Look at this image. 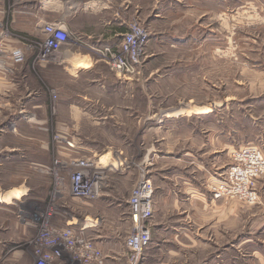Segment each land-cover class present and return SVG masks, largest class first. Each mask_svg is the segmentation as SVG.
Segmentation results:
<instances>
[{"label": "rangeland", "instance_id": "374dc122", "mask_svg": "<svg viewBox=\"0 0 264 264\" xmlns=\"http://www.w3.org/2000/svg\"><path fill=\"white\" fill-rule=\"evenodd\" d=\"M194 2L197 1L183 0L174 10L178 14L168 12L161 22L149 29L143 24L142 17L139 18L137 10L134 17L127 15L126 32H129V27L136 26L148 34L149 43L144 47L141 65L130 81L139 72L141 79L132 85H125L112 72L117 85L107 84L100 94L92 88H88L90 93H86L84 85L79 84L78 92L82 96L87 94L88 98L69 101L63 96L67 94V89L60 88L62 83L58 80L62 78L48 76L46 89H40V73L49 63L58 61L59 53H56V57L51 54L42 59L40 52L39 68L34 56L32 58L37 51L27 48L28 45L40 44L41 51L45 37L39 36L37 25L43 20L40 16L51 14V4L43 10L40 0H0L1 5L6 7L2 31L8 34L3 44L21 49L24 57V62L16 67L13 76H3L17 82L22 79V75L18 76L19 69L28 64V78H25L28 92L41 91L42 94L45 91L47 95L44 99L40 98V104L46 106L41 109L43 112L31 111L35 119L40 120V131L24 126L23 133L28 141H20L28 145L26 149L33 157L29 159L30 164L3 162L0 166V189L3 192L10 191L11 185L25 184L27 197L20 201L19 214L21 219L27 217L32 224L28 236L5 245L0 264H76L65 243L55 242V230H63L69 225L75 229L86 227L85 237L106 236L103 239L104 251L99 246L97 248L102 254L113 249L126 254L124 240L133 230L126 201L141 177L149 179L154 190L155 186H161L159 174L163 171L159 167L164 164V160L158 161L156 168L149 167L151 150L158 156L172 152L174 159L168 163V175L189 177L193 176L189 155L199 156V162L212 168V157L201 155L211 148L212 141H215V146L219 143L222 149L232 141L239 143L240 148H245L251 145L245 146L241 142L254 140L260 135L261 129L264 130L260 119L257 127L250 122V119L256 121L262 110V106L256 100L252 101L251 97L264 93V0H236L235 10L232 1L229 6V0H222L220 15L216 9L214 12L206 9V5H195ZM123 10L127 12L129 9ZM201 12L205 15L200 18ZM22 28L25 29L22 31ZM165 34H180L184 38L174 40ZM111 76L109 74L108 79ZM59 92L65 94L60 95ZM72 102L79 111L88 112L84 118L86 122L83 121L77 131L83 140L84 150L76 155L68 152V146L59 145L60 140L57 138L61 131L59 128L69 132L68 128L74 126V121L70 122L67 116L69 103ZM101 118L106 120L101 121ZM2 119L0 117V122ZM138 122L140 137L137 133ZM55 124L58 125L56 129ZM229 135H233V139ZM11 142L12 137L6 134L1 144ZM107 153V159L120 157L126 162L122 168L123 176L118 171L109 181L111 195L106 196L107 188H103V196L91 204L71 196L70 178L79 170L71 167L69 162L75 157H94L100 159L104 169L106 160L101 157L105 155L106 158ZM183 153L191 154L183 156ZM37 163L46 169L37 167ZM217 165L220 166L215 176L218 182L224 179L227 169L232 165V153L229 156L222 150L215 157V168ZM39 169L44 174L40 175ZM55 172L64 179L62 185L55 184ZM18 173H25L26 181L23 178L16 179ZM196 176L200 179V175ZM216 181L208 184L210 191ZM193 182L199 184L200 180ZM19 195H24V192ZM16 196L15 193L0 195V204H9L10 199ZM261 201L259 195L255 204L236 199L220 200V225L208 221L210 229L214 231L213 236L217 238V246L223 247L234 238L237 243L247 237L254 239L252 241L255 244L264 240V213L259 206ZM165 202H158V209L164 205L172 209V201ZM171 211L167 219L176 215V210ZM43 247L52 252L48 254L51 258L45 259L41 255ZM214 247H208L203 252L206 263L215 252ZM250 248V244L241 250L239 247L236 261L231 260V264H258L257 260L251 258ZM57 250L61 252V257L54 254ZM15 251L24 253L18 261L11 257ZM144 254H148V250ZM195 262L196 259L192 260V263ZM183 263L181 256L174 262ZM228 263L225 259L219 264ZM125 264H129L127 257Z\"/></svg>", "mask_w": 264, "mask_h": 264}, {"label": "crops", "instance_id": "0c3cea01", "mask_svg": "<svg viewBox=\"0 0 264 264\" xmlns=\"http://www.w3.org/2000/svg\"><path fill=\"white\" fill-rule=\"evenodd\" d=\"M196 1L194 2L195 5H206V9H212L214 12L216 9V12L220 15L222 0ZM231 1L235 10L236 0H229V6H231ZM182 2L183 0H40L43 10L51 4V14L40 16V18L51 20L52 22H43V20L39 22L37 25L39 26V36H44L43 26L45 24L59 23L64 26L66 33L71 37V40L61 47L59 52L60 57L58 55L59 60L49 63L47 67L43 66L46 69L40 73V89H46L50 76L62 78V80H58L62 83L60 88H65L68 91L63 96L72 101L77 99L86 100L88 98L87 94L82 96L78 92L77 85L79 84L84 85L85 88L83 89H85L86 93H90L87 90L88 88H92L100 94L103 93L107 84L113 83L117 85L118 82L116 83L112 71L105 62L97 57L98 55L94 52V49H100L104 46L116 48L119 45L123 34L126 32L127 15L134 17L135 15L133 14H136L138 11L139 18L142 17L143 24L149 29L161 22L168 12L171 14L176 12L174 11L175 8L179 7ZM5 8L0 3V32L3 30V25L5 24ZM124 8H128L129 10L125 12ZM204 15L201 12L200 18ZM24 29L22 28V31ZM26 29L29 30L28 27ZM165 35L166 37L171 36L174 40L184 38V35L180 34ZM174 36H177V38L175 39ZM33 56L35 61V53H33L32 58ZM65 63L66 66H64ZM43 64H46V62ZM37 66L40 68V63ZM23 67L18 72V76L22 75V79H19V81L16 79L17 82L9 80L7 77L5 78L0 73V117H3L0 122V166L3 162L22 165L30 164L29 159L33 157L29 155V151L26 149L28 145L20 143L22 140L28 141L23 133V129L25 126L40 131V120L37 121L35 119L33 112L46 108L44 103L40 104V98L44 99L43 97L47 96L44 94L45 91H42V94L41 91L35 93L28 92L25 78L26 80L28 78L27 69L29 66L26 64L25 68ZM108 73L112 75L113 79L111 77L108 79ZM140 77L141 72L138 73L133 81L129 80L123 84L132 85L134 82H138L141 79ZM59 94L65 93L59 92ZM251 100H256L262 106L261 113L256 121L250 119L251 125H256L255 127H257L260 119V123L264 126V93L257 97H251ZM74 104V102L72 104L69 103V115H67L70 122L74 121V126L70 127L71 129L68 128L69 132L63 128H59L62 135H58L61 138L59 145L66 147L68 144L74 145L75 149H71L68 146V152L76 155L84 150L83 140L79 138L77 131L78 126L83 124V121L86 122L84 118H86L88 112L79 111ZM31 111L33 112L31 113ZM40 112L43 111L41 110ZM100 120L104 121L106 118H101ZM57 127L58 125L55 124L54 129ZM137 133L140 137L139 122L137 123ZM6 134L12 137L11 144H1ZM233 137V135H229L230 139H233ZM18 141L19 143H17ZM212 142L211 148L201 154L202 156L208 155L212 157V168H209L203 162H199V156H197V159L196 155L183 153V156L189 155L190 157L189 167L193 171V176L189 177L168 175V171L170 170L168 163L174 159V156L171 154L172 152H166L164 155L158 156L153 150L150 151L149 167L156 168L157 162H161L162 160H164V164L162 163L159 167V170L163 171L159 174L161 186H155L152 198L148 254L143 255L140 264H174L179 256L183 258V264H219L221 260L225 259L228 260V264H231V260L236 261L237 249L240 247L241 250V248L249 244L251 245V258L257 260L258 264H264V240L260 241V245L255 244V241H252L254 239L249 237L241 243H237V239L234 238L223 247L217 246V238L213 236L214 231L210 229L208 221L212 224L220 225L221 202L220 200L212 199L208 184H213L216 181L215 176L220 171L219 165L216 168L214 166L215 157L219 156L222 150L226 151L230 156L231 153L233 154L240 147L238 146L239 143L235 144V141H232L226 143L222 149L219 143L215 146V141ZM240 144L255 146L264 151V130L261 129L260 135L256 136L254 140L249 139ZM139 145L141 146V143ZM108 156L109 153L106 154V158L105 155L101 157V159L106 160L105 170L107 178L106 187L104 188H107L106 196H110L112 193L111 190H108L111 185L109 183L110 179L114 178L113 176L118 171L120 172L119 175L123 176L124 169L122 168L124 163H126L120 157L107 159ZM37 167L46 169V167L40 166L38 163ZM23 174L25 173H18L15 176L16 179L23 178L26 181L27 177ZM41 174L44 173L40 171ZM196 175H200V179ZM151 180L152 182L154 181V179ZM193 180H200V182L199 184H195ZM10 187L12 188L7 192H3L0 189V195L17 194L16 197L10 199L9 204H0V255H2L5 245L13 244L15 240L18 241L28 236L27 232L32 228V224L29 223L28 218L21 219L19 214L21 210L20 201L27 197L25 184L23 183L18 186L11 185ZM21 192H24V195H19ZM104 192L105 190L101 196H103ZM256 192L262 200L259 206L264 213V177L257 181ZM97 199L82 201L86 204H91ZM166 200L172 201V209L176 210V215H172L171 219H167V217H170L169 213L172 212V209L168 205L160 206L159 209L157 206L158 202L162 201L166 203ZM158 213H163V215H159ZM234 214H236L235 210ZM262 226L264 229V217L262 219ZM169 233H172V235ZM14 234H17L16 237H14ZM93 239L97 248L103 249V243H105L103 239H106V236L96 235ZM211 246L213 248L216 246V250L208 258V263H206L203 252L206 248H211ZM103 254L106 256L104 264H125V258L127 257V252L126 254L121 253L120 251H116V249L109 250L108 253L103 252ZM22 256H24L22 251H15L11 257L14 261H18ZM199 257H201V260H199ZM194 259H196V262L192 263Z\"/></svg>", "mask_w": 264, "mask_h": 264}, {"label": "built area", "instance_id": "2783aa9c", "mask_svg": "<svg viewBox=\"0 0 264 264\" xmlns=\"http://www.w3.org/2000/svg\"><path fill=\"white\" fill-rule=\"evenodd\" d=\"M7 33L0 32V73L13 76L17 66L22 65L24 57L21 49L10 47L3 43ZM45 40L41 46L28 45L27 48L35 53V60L40 63L48 55L59 53L61 47L66 44L70 36L66 33L63 25L48 23L43 26ZM148 42V34L136 26L129 27V32L122 36V40L116 48L101 47L94 49L99 59L105 62L115 74L120 83H125L137 74L141 65V57L144 47ZM57 58H59L57 56ZM59 60V59H58ZM54 98V96L52 95ZM61 140L60 136L57 135ZM55 137V139H57ZM60 142V141H59ZM69 148L75 146L68 144ZM70 166L78 169L71 175L70 194L80 200H95L102 195L106 185V172L100 159H79L69 162ZM264 176V151L255 147L247 146L240 148L232 154V165L227 169L222 181H216L211 187V195L214 200L236 199L248 204H255L258 200L256 192L257 181ZM56 185H62L64 179L55 172ZM154 189L149 179L141 177L127 201L129 217L132 224V232L124 240L129 264H140L144 252L150 244L149 221L152 217V198ZM86 236V227L80 229L69 225L63 230H55V242L63 241L65 248L71 252L73 262L76 264H104L106 256L98 249L92 237ZM54 242V243H55ZM43 247L41 255L45 259L51 258L52 252ZM39 254V253H37ZM56 257H61L59 250L54 251ZM53 258H55L53 256ZM40 264H46L42 262Z\"/></svg>", "mask_w": 264, "mask_h": 264}, {"label": "bare ground", "instance_id": "6f19581e", "mask_svg": "<svg viewBox=\"0 0 264 264\" xmlns=\"http://www.w3.org/2000/svg\"><path fill=\"white\" fill-rule=\"evenodd\" d=\"M80 67V66H79ZM101 162V161H100ZM105 171V170H104Z\"/></svg>", "mask_w": 264, "mask_h": 264}]
</instances>
